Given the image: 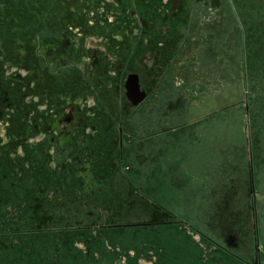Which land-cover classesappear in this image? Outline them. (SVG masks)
Masks as SVG:
<instances>
[{
	"label": "rangeland",
	"instance_id": "374dc122",
	"mask_svg": "<svg viewBox=\"0 0 264 264\" xmlns=\"http://www.w3.org/2000/svg\"><path fill=\"white\" fill-rule=\"evenodd\" d=\"M262 133L264 0H0V264H264Z\"/></svg>",
	"mask_w": 264,
	"mask_h": 264
},
{
	"label": "crops",
	"instance_id": "0c3cea01",
	"mask_svg": "<svg viewBox=\"0 0 264 264\" xmlns=\"http://www.w3.org/2000/svg\"><path fill=\"white\" fill-rule=\"evenodd\" d=\"M224 126L226 127L224 128ZM207 127H208L207 123L204 126L203 125L198 126V124H194L193 127L191 126L190 129L193 130L194 132L192 131V133H189V137L191 138V141H189L188 143L186 140V142L188 143V145L186 143V146H188L187 149L190 151V154L188 153L187 158H215V159L217 158L216 159L217 161H213V162L214 163L217 162V164L222 168V175H223L222 179L224 182H227L226 178L228 177L231 180V177L229 173L226 174L225 172H230V171L232 172L235 169H238V160L236 161L234 160L235 158H238L239 156L238 151H237V149L239 148L238 144L240 143L238 141L239 138L237 142L235 141L236 142L235 145L234 143H232L234 142L232 140L230 141L231 143H229V145L226 146L225 145L226 138L229 139L230 135L224 138V134L226 133L225 131L229 132V129H228L229 126L223 123V125L216 128L217 130L213 128V131H216L217 141L219 142L220 145H222V151L220 149L219 150L220 154H216L215 156L214 155L210 156L207 152L203 150V143H202V146L200 145L199 147H198V144H195L197 143L196 141L198 139V132L196 131V128L197 130H200L201 132H203V128L205 130ZM237 132L239 134L240 130H238ZM205 135L206 136L200 137L201 141L204 140L203 138L205 137H206V140L208 139L207 133ZM192 140H194V142H192ZM251 145H252L251 147L252 153H251V157L249 158H251V165H252L253 187L251 191H249L250 193L246 190V188H244V186L243 188L241 187L237 188L238 195H240L238 197L237 202H241L242 200H244L242 194L247 193L248 198L245 200V202L247 201L246 205L250 207L251 199L253 198L252 205L254 206L255 204V212L258 215L259 212L260 213L262 212L264 214V134L262 133L256 140H252ZM226 149L230 152H233L234 155L232 158H234V160H231L230 155L228 154L224 155V152ZM206 150L209 152L208 147ZM226 158H230V160ZM236 171H239V169ZM259 208L261 209V211H258Z\"/></svg>",
	"mask_w": 264,
	"mask_h": 264
},
{
	"label": "water",
	"instance_id": "95a60500",
	"mask_svg": "<svg viewBox=\"0 0 264 264\" xmlns=\"http://www.w3.org/2000/svg\"><path fill=\"white\" fill-rule=\"evenodd\" d=\"M137 97H139V98H142V99H143L145 96H144V95L142 96V95H140V94H137Z\"/></svg>",
	"mask_w": 264,
	"mask_h": 264
}]
</instances>
